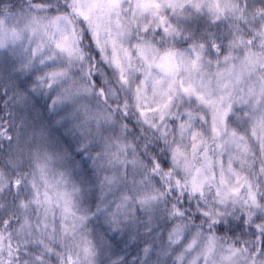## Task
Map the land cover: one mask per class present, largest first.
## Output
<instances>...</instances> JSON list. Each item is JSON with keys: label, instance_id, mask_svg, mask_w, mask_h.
<instances>
[{"label": "snow or ice", "instance_id": "1", "mask_svg": "<svg viewBox=\"0 0 264 264\" xmlns=\"http://www.w3.org/2000/svg\"><path fill=\"white\" fill-rule=\"evenodd\" d=\"M0 264H264V0H0Z\"/></svg>", "mask_w": 264, "mask_h": 264}]
</instances>
